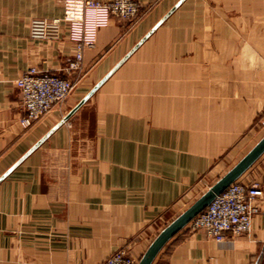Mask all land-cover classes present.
I'll return each instance as SVG.
<instances>
[{"label": "crops", "instance_id": "crops-1", "mask_svg": "<svg viewBox=\"0 0 264 264\" xmlns=\"http://www.w3.org/2000/svg\"><path fill=\"white\" fill-rule=\"evenodd\" d=\"M135 1L140 17L112 19L84 50L71 76L84 87L24 127L15 81L30 67L69 77L74 45L65 30L29 38L63 0H0V264L139 261L169 214L264 138V0ZM236 182L264 192V153ZM256 204L248 234L185 226L152 264H264V194Z\"/></svg>", "mask_w": 264, "mask_h": 264}, {"label": "built area", "instance_id": "built-area-1", "mask_svg": "<svg viewBox=\"0 0 264 264\" xmlns=\"http://www.w3.org/2000/svg\"><path fill=\"white\" fill-rule=\"evenodd\" d=\"M63 17L52 20H32L29 24L31 39L55 42L63 37L74 45L73 60L68 71L80 72L83 51L95 45L98 32L112 18L121 20L139 14L140 5L134 0H63ZM20 96L25 117L21 125L28 127L44 118L57 105L63 103L72 92L75 83L58 75L30 67L14 83ZM257 184L232 183L187 225L191 231H202L215 242L229 237L246 235L250 231L252 217L259 212L256 200L262 197ZM103 264H137L127 249L111 254Z\"/></svg>", "mask_w": 264, "mask_h": 264}, {"label": "water", "instance_id": "water-1", "mask_svg": "<svg viewBox=\"0 0 264 264\" xmlns=\"http://www.w3.org/2000/svg\"><path fill=\"white\" fill-rule=\"evenodd\" d=\"M181 2V1H180ZM178 3L172 11L179 5ZM170 11V13L172 12ZM169 13V14H170ZM168 16V15H167ZM166 16V17H167ZM164 17V19L166 18ZM162 19L158 25L164 20ZM157 25V26H158ZM156 28V27H155ZM154 28V29H155ZM153 29V30H154ZM151 33V32H150ZM149 33V34H150ZM148 34V35H149ZM147 35V36H148ZM146 36V37H147ZM145 37V38H146ZM142 39L75 107L77 109L85 102L97 88L131 55L137 46L143 42ZM264 153V138H262L234 167H232L225 175L216 181L204 194H202L191 206L177 216L170 224H168L153 240L146 252L137 262V264H152L156 256L159 254L165 244L188 223L202 212L216 196L221 194L228 186L236 182L237 179L256 161V159Z\"/></svg>", "mask_w": 264, "mask_h": 264}, {"label": "rangeland", "instance_id": "rangeland-1", "mask_svg": "<svg viewBox=\"0 0 264 264\" xmlns=\"http://www.w3.org/2000/svg\"><path fill=\"white\" fill-rule=\"evenodd\" d=\"M135 1V0H134ZM135 2H137V1H135ZM138 3V2H137ZM139 4V3H138ZM140 5V4H139ZM141 16V5H140V9H139V14L137 15V16H135V17H131V18H128V19H124V20H121V19H119V20H121V21H131V20H133V19H136L137 17H140ZM112 19H118V18H112ZM111 19V20H112ZM33 20H37V19H33ZM39 20H43V19H39ZM44 20H52V19H44ZM32 21V20H31ZM30 21V22H31ZM30 24V23H29ZM108 26V25H107ZM106 26V27H107ZM28 30H29V26H28ZM29 38H30V35H29ZM31 39V38H30ZM32 40H34V39H32ZM38 41H40V40H38ZM44 42H46V41H44ZM55 42H57V41H55ZM88 49V48H87ZM84 52V51H83ZM73 60V57H72V59L70 60V61H72ZM83 60V59H82ZM69 61V62H70ZM69 62H68V64H69ZM68 66V65H67ZM67 68V67H66ZM26 71V70H25ZM41 71V70H40ZM69 73H71V75L68 77V76H66L68 79H70V80H72L74 83H75V81H74V79L73 78H71V76L72 75H78L80 72H72V71H68ZM47 73H49V72H47ZM51 74V73H50ZM53 75H55V74H53ZM66 77H64V78H66ZM81 78H83L82 77V75L80 76V79ZM85 78H83L80 82L78 81V83L76 84L75 83V86H74V88H73V90H72V92L70 93V95L65 99V101L63 102V103H61V104H59V105H57V106H55L54 108H57V107H63V106H65V104H66V102L68 101V99L72 96V94L78 89V86L79 85H84V83H82V81L84 80ZM80 86V87H81ZM82 87H84V86H82ZM85 90V89H84ZM53 108V109H54ZM52 111V110H51ZM50 111V112H51ZM48 115V114H47ZM46 115V116H47ZM211 185H212V183L211 184H208L206 187H204L203 188V190H202V192H200V195L203 193H205L210 187H211ZM199 196V195H198ZM197 200V197L196 198H193V199H190V200H188L187 201V203L184 205V206H180V208L178 209V210H174L173 211V214H169L168 216H167V220H166V223H165V225H168V224H170L177 216H179L178 214H180L181 212H184L189 206H191L195 201ZM106 261V260H105ZM136 262H138V261H136Z\"/></svg>", "mask_w": 264, "mask_h": 264}]
</instances>
